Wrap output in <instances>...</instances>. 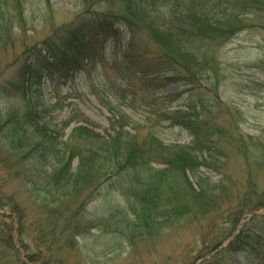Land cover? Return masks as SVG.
I'll list each match as a JSON object with an SVG mask.
<instances>
[{"label": "rangeland", "instance_id": "rangeland-1", "mask_svg": "<svg viewBox=\"0 0 264 264\" xmlns=\"http://www.w3.org/2000/svg\"><path fill=\"white\" fill-rule=\"evenodd\" d=\"M82 4L26 0L23 29L12 19L6 27L0 23L7 39L0 42V86L16 77L19 63L13 61L21 51L41 44ZM168 13V6H160L150 16ZM120 30L119 37L103 40L99 52L66 77L45 75L25 93L14 85L6 90L9 94L0 91V122L13 115L16 120L17 110L20 119L51 123L54 134L66 138L81 124L100 133L113 130L117 119L126 130H139L140 139L150 134L164 144L187 146L199 155L195 167L186 176L175 172L160 185L163 203L146 230L131 225L138 219L134 196L109 182L97 186L98 180L88 181L76 195L63 196L61 216L55 204L42 203L39 192L17 175L16 167L22 171L27 160L16 166V156L8 155L0 142V201L5 204L0 205V264H264V256L229 245L239 233L254 237L264 232V205L255 213L250 210L264 193V26L242 29L216 45L203 85L160 76L148 88L122 61L130 42L143 60L155 59V42L145 35L144 25L131 31L123 24ZM200 98L205 107H188ZM172 108L186 111L202 131L199 119L205 117V139L197 141L185 123L167 118ZM35 131L31 128L30 135L37 139ZM151 165L167 167L157 161ZM120 183L126 186V181Z\"/></svg>", "mask_w": 264, "mask_h": 264}, {"label": "trees", "instance_id": "trees-1", "mask_svg": "<svg viewBox=\"0 0 264 264\" xmlns=\"http://www.w3.org/2000/svg\"><path fill=\"white\" fill-rule=\"evenodd\" d=\"M25 3L26 0H0L1 25L8 26L12 19L22 28L26 22ZM160 6H168L170 13L158 19L150 16ZM11 8L15 9L14 13ZM254 17L257 21L252 20ZM123 24L131 31L146 26L145 35L155 42L157 56L151 61L141 58L133 42L127 45L123 56L122 62L126 61L142 87L148 88V84L160 76L179 84L203 85L204 73L208 67L212 68L211 57L216 45L218 47L242 29L264 26V0H83L82 9L58 25L53 33L41 40V44L27 45L18 54L13 61L19 63L16 77L7 80V85L2 84L0 91L8 92L9 86L14 85L25 93L39 84L44 75L66 77L81 68L86 59L96 55L103 40L120 35ZM0 34V42L7 41L6 32ZM199 105L205 107L202 98L188 107L196 110ZM18 112L16 110V120L13 115L7 122H0L3 150L16 156V166L27 160L22 171L16 167L17 175H23L29 188L39 192L42 203L50 207L55 204L61 216L64 211L59 210L66 206L61 204L59 207L63 196L76 195L88 181L98 180L97 186L109 182L110 187L120 188L124 195L134 196L139 206L135 208L138 219L131 225L147 230L153 226L155 209L163 203L160 204V185L163 186L175 172L181 171L186 176L187 169L195 167L199 158L187 146L164 144L154 135L140 139L139 130L132 133L117 119L113 130L100 133L93 126L81 124L71 135L62 138L54 134L53 124L22 120ZM167 118L175 124L185 123L197 141L208 135L209 122L205 117L199 119L204 131L195 127V121L181 108H172ZM83 120L89 123L87 117ZM63 123L64 128L68 126L67 122ZM31 128L36 129L37 139L30 135ZM250 148L248 145L246 149L249 158ZM157 152H160L158 158L155 157ZM76 159L77 167L74 168ZM154 161L167 167H153ZM113 177L117 178L115 182ZM121 181H126V186H122ZM58 192L61 197L57 196ZM255 204L257 208H250L254 213L264 205V193ZM0 205L5 206L3 201ZM18 208L16 204L17 213ZM242 234L236 235L229 245L264 256V232H256L254 237Z\"/></svg>", "mask_w": 264, "mask_h": 264}]
</instances>
